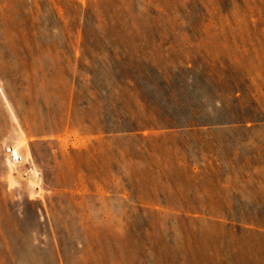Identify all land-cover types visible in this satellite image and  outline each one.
<instances>
[{"label": "rangeland", "instance_id": "obj_1", "mask_svg": "<svg viewBox=\"0 0 264 264\" xmlns=\"http://www.w3.org/2000/svg\"><path fill=\"white\" fill-rule=\"evenodd\" d=\"M0 264H264V0H0Z\"/></svg>", "mask_w": 264, "mask_h": 264}, {"label": "built area", "instance_id": "obj_2", "mask_svg": "<svg viewBox=\"0 0 264 264\" xmlns=\"http://www.w3.org/2000/svg\"><path fill=\"white\" fill-rule=\"evenodd\" d=\"M5 152L9 155V159H10L11 163L19 164L22 161L20 156H19L18 160L15 159V157L13 156V150L12 149L7 148L5 150Z\"/></svg>", "mask_w": 264, "mask_h": 264}, {"label": "bare ground", "instance_id": "obj_3", "mask_svg": "<svg viewBox=\"0 0 264 264\" xmlns=\"http://www.w3.org/2000/svg\"><path fill=\"white\" fill-rule=\"evenodd\" d=\"M13 156L15 157L16 160H18L19 155H18V153L15 150L13 151Z\"/></svg>", "mask_w": 264, "mask_h": 264}]
</instances>
